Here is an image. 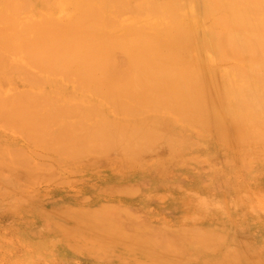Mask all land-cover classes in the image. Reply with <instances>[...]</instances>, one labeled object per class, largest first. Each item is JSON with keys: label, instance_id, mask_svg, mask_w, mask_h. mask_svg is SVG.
Returning <instances> with one entry per match:
<instances>
[{"label": "rangeland", "instance_id": "obj_1", "mask_svg": "<svg viewBox=\"0 0 264 264\" xmlns=\"http://www.w3.org/2000/svg\"><path fill=\"white\" fill-rule=\"evenodd\" d=\"M62 1L60 6L52 0H23L16 23L5 26L13 29L3 35L9 42L1 40L4 45H0V54L5 55L7 62L0 64V102L9 104L0 103V107L4 106L0 109V264H264V133L249 139L250 135H243V130L231 124L232 118H227L230 122L223 118L221 127L202 125L198 119L176 115L173 103L159 105L154 101L157 108L151 109V103V110H138L133 102L130 107L134 109L128 108L132 116H128V109L127 114L116 106V100L105 96L103 89L90 84L85 75L81 77L75 64L67 67L71 75L30 82L31 76L35 80L34 75L40 73L31 67L33 52L29 47L13 52L9 48L30 43L38 32L53 29L65 22L64 18L76 20L72 2ZM138 1L127 2L126 8L121 6L127 13L111 3L117 9L111 8L108 14L99 4L104 19L111 23L86 24L92 32L88 41L105 43L109 38L116 47L114 39L118 37L129 42L167 29V20L164 23L156 15L141 13V8L134 11L144 6L143 1ZM194 5L187 9L192 18L198 14ZM195 22L200 24V19ZM30 24L39 29L27 31ZM115 53V60L123 64L124 59L119 56L122 58L124 51L116 48ZM203 57L207 63L212 60L209 55ZM196 63L202 64L201 59ZM219 64L215 63V70L210 68L213 63L206 64V68L200 65L199 80L209 81L217 74L220 89H226L223 83L229 82L233 86L230 88H236L238 81L229 74L228 66L218 67ZM263 70L254 73L261 74ZM253 79L254 76L248 77L245 82L250 92L256 86L252 85ZM95 88L98 93L93 92ZM187 92L188 85L184 88L183 81L175 85L174 91L170 89V93L180 97L179 104L188 103ZM44 100L51 107L56 106L55 111L60 107L63 117L56 114L54 107L58 116L51 115V107L46 104L42 108H24L41 107ZM115 106L120 110H115L116 114ZM22 107L33 113H29L30 117H37L34 123L21 118L16 108ZM72 113L73 118L69 116ZM41 114L45 119L57 118L45 123ZM105 118L110 119L108 122L117 121L108 126L116 132H112L113 139L103 136L106 141L100 143L103 137L98 139V135L103 134L97 132L105 126ZM262 118L264 115L255 127L258 133L264 131ZM42 121L45 125H40ZM125 123L130 127L125 126L124 131ZM86 124L91 127L85 128ZM120 124L122 135L117 132L120 127L118 130L113 126ZM229 126L234 127L236 134ZM133 129L146 130L150 136L142 134V141L136 140L141 135H132ZM96 137L98 143L93 142ZM82 138L87 141L74 142Z\"/></svg>", "mask_w": 264, "mask_h": 264}, {"label": "bare ground", "instance_id": "obj_2", "mask_svg": "<svg viewBox=\"0 0 264 264\" xmlns=\"http://www.w3.org/2000/svg\"><path fill=\"white\" fill-rule=\"evenodd\" d=\"M52 1H56L59 4L61 2V0H52ZM66 1L72 2V6H74V10L75 12H77V15H78L76 20L68 21L67 18H64L66 19V21L57 24L53 29L46 28L44 33L38 32V36L36 35L37 36L36 39L31 41L30 43L21 44L18 47L16 45H15L16 47H14L13 45L12 48H9L10 51L13 52L14 50L16 51L18 49L29 47L30 52L31 51L33 52L32 53L33 66L31 67L35 68L38 72H40L41 76H39L40 73L38 75L35 74L34 76H37L35 80L32 79V76H31V79H29L30 82H34L35 84V81L36 82L40 81L41 83L48 76H54V75L56 76V75H63V74L71 75V71L68 70L67 67L69 66V64H75L76 67H78L79 72L77 73L80 74V76L85 75L86 78L90 80L91 82L90 84L94 83V85H96L98 89H103V91L105 92L104 93L105 96L107 95L109 98L116 100L117 101L116 106L119 105V108L121 107L122 110H125L127 112V114L129 110L128 108H130L131 110L134 107V106L130 107L132 106L131 103L133 102L136 103L138 110H141L143 108L145 109L149 108V110H151L154 107L153 106L154 101H157V103L159 102V105L160 103L161 104L162 103H167V104L173 103L176 109H173V110L170 108L168 109L172 111L175 110L176 113L175 112L174 113L176 115L177 113L184 115V118L190 117L192 120L198 119V121H200L202 125L208 126L209 124H213L219 127L221 125L220 123L223 118H226L225 120H227V118L228 119L230 118L229 119L230 121H232V119L234 120L231 122L233 126L235 125L236 128H238L239 130H243L245 132V133H242L243 135L247 133L248 135L251 136V138L248 137L249 139H252V136L256 134L262 135L264 133L263 130H260L259 133L256 132L257 130L255 128L256 126L260 125V121H257L259 117L261 115H264V73H263L264 70L262 71L263 74L261 73V71H260L261 74L256 73V72L254 73V71H257L259 69H264V0H141L144 2L143 7L135 8L132 5H130L132 6L131 8H135L134 11H137L138 9L140 10L141 8V13L143 12L151 16L156 15L154 17H157L158 19L162 18L161 22H164V20H167L168 22H170V24L168 26L166 25L165 27H167V29H162L161 30L162 32L159 31L149 36L140 35L137 40H129V42L126 40L128 43H126V41H124L120 37H118L117 39H114L116 38L114 37L113 39L115 40V42H117L116 47L115 46L113 47L114 43L112 45V41H111L112 39L110 40L109 38L107 39L108 42H105L106 44L104 43V41L94 42L93 40L92 41L94 43H90L88 41V38H89L91 30L87 28L86 24H93V21H94L95 26L101 23L107 24L108 21L110 22V20L104 19L105 17H103L101 10L107 11V13L110 14L109 12L111 11V8H114L115 6L116 7L120 6V8L118 7L120 11L121 12L123 11V13H127V12H124L126 9L125 10L124 8L122 9L121 6L123 5L125 6L127 2L132 3L133 0H74V1L66 0ZM135 1H138V0H135ZM141 1H138V3H140ZM62 2H65V0H63ZM111 3H114L116 5L115 6L111 5ZM193 3H195L196 5V8H197L196 10L198 12L196 10L195 12L198 14H197V17L195 16L192 18L188 14V11L190 10L189 7L191 5H192L191 7H193L194 5ZM19 4L23 6V0H0V45L3 44L2 43L3 41L9 42L8 39L6 38L3 39L4 38L3 35L4 33H6L5 32L6 30L11 29V28H8L5 26L11 25L14 22L16 23L17 21L16 17L20 14L19 12L22 8V6H20ZM99 4H100L101 10L98 7ZM25 8L26 7L24 6L23 9ZM187 9L189 10L187 11ZM127 10H129V8H127ZM120 14L118 13V15ZM198 18L200 19V22H199L200 24L195 22V19L197 20ZM89 21L92 23H90ZM25 27L26 26H24V28ZM36 27L38 26H34V24L32 26V24H30V27L28 28L26 27V30L36 31L37 29H39ZM20 36L21 35H19V37ZM195 43L197 44L198 47L195 45ZM116 48H119V51L121 49L125 53L124 57L122 55L124 53L121 54L122 58H120L119 56L120 54L118 55L120 60L124 59L123 64H122L123 61L117 62V60H115V56L117 55V53L114 54V49ZM9 49H7V51H9ZM0 50L2 49L0 48ZM207 55H209L210 58L212 59L210 60V63H207L206 60H204L203 56H207ZM199 59H201L202 64L196 63L199 61ZM5 62H7L5 55L3 56V54H0V64H3ZM222 62L224 64H222ZM205 63L208 65L213 63V66L210 67L211 69L213 68V70H215V67H214L215 63H221L222 66L226 64L225 68H227L228 66L227 71L229 72V74H233V77L235 76L234 78L236 79V81H238L236 85L237 89L230 88V87H233L230 85L232 82H229L230 84L223 83V85L229 86L230 89L227 88V86L224 87L226 89H220L221 84L219 82L220 84V88H219L218 87L219 80H218L217 74H215L216 76L213 77L212 80H209V81L199 80L198 78L199 73L197 72V68L200 67V65L201 67L206 68L207 66ZM195 64L196 66H194ZM221 65L219 64L218 67ZM21 67H18V68H21ZM216 70L218 71V69ZM25 73L29 74L28 69L26 70ZM30 73H32V71ZM26 76L28 77V75ZM75 76L79 78L77 74H75ZM251 76H254L255 78L253 79L254 83L252 85H256V86H255V90L250 92V90L246 89L245 82L247 84L248 82L247 78L248 77L251 78ZM228 78L231 81V78L230 77ZM180 81H183L184 88L186 84L188 85V92L186 96L189 99L188 103L179 104V103H182V101L180 102V100H178L180 97L178 96L176 97L174 95L175 94L174 92H172L174 94L170 93V89L174 91L175 85ZM45 82H47V79ZM226 83H228V80H226ZM96 88H95V91L93 92H96ZM180 91H182V89ZM232 92L234 94L236 93L235 96H233ZM23 94H25V92ZM101 94L102 93H100L99 95ZM229 95H232L233 97H230ZM186 97H183V98L186 100ZM35 99L37 98L34 97V100ZM40 99L42 98L40 97ZM24 100H23V103H25ZM39 100H37V102ZM110 101H109L110 103L109 105H111ZM6 102H9V101H6ZM20 102L22 104V101ZM0 103H2L1 105H4L3 100ZM151 103H152V106H151ZM7 104L9 103H6L4 106H6ZM43 104H46L49 106L50 102L48 103L47 100L46 102L44 100V102L39 104L41 107H37L36 105L35 106L27 105V107H24V106L23 107L24 108L31 107L29 108L31 110V109H34L33 107L42 108L43 106H46ZM92 104H94L93 106L95 107V103H92ZM17 105L19 104L17 103ZM88 105L89 104H87V106ZM148 105L151 106V109L150 107H148ZM4 106H1V107H4ZM10 106H12V104ZM14 106L16 105L14 104ZM112 106L113 105H111L110 107L113 110ZM116 106L114 107L116 108L114 109V111L115 110L117 111V109L118 111H120L119 108ZM23 107L21 109L16 108L19 111L21 118L23 117V118H28L29 120L31 119L32 123H34L33 119L35 117H30L29 115L30 113L33 116V113H31V111L28 112V109H24ZM53 107L54 106L52 105L49 111H51ZM97 107L98 106H96V108ZM165 107H168V106L166 105ZM91 108L94 109L92 106ZM154 108H157V107H154ZM55 109H56V106L54 107V111ZM61 109H64V108L61 107ZM72 109L74 111V108ZM66 110H69V109L67 108ZM130 110H129V114H131ZM54 111L52 110L51 112L53 114H51V112L50 114L54 116L61 115V117H63L61 114L63 112L62 110H60V107L58 108V110L55 111L56 114L59 113L58 115H56ZM57 111H61V112H57ZM69 111H71V108ZM85 111L87 112L88 110H85ZM116 111L114 114H116ZM32 112H35V111L32 110ZM68 112L66 111L65 113H68ZM121 112H119V114ZM39 113H40V109H39ZM36 114L37 116L39 115L38 112ZM100 114H102L101 116L105 115L103 113H100ZM121 114H123V112ZM41 115H43L41 116L43 117L41 119H43V121L46 120L45 123L48 122L47 121L48 119L50 121L52 119L55 120V118H57V117L49 118L48 116L45 119L44 117L45 115L44 114H41ZM72 115L74 114L73 113L69 114V116H72ZM90 115H91V112H88L89 117H91ZM76 116L79 117V115H76ZM128 116H132V114ZM8 117L9 116H7V119H9ZM16 117L15 119H18L19 116L17 118ZM65 117L67 118V116ZM93 117L95 118V116ZM86 118H88L87 115H86ZM106 119L107 118L104 119V122L102 124H104L107 127L111 126L112 122L115 121L111 119V121L108 122V120L110 119H107V121L105 122ZM229 120H227V122H230ZM21 121L24 122L25 120L22 119ZM196 122L197 120L195 121V123ZM45 123L43 122L40 125H43V124L45 125ZM105 123H107L108 125H106ZM69 124L70 123H68V125ZM121 125L122 124L113 125V126L116 127L117 129L120 127L119 129L121 130L122 128ZM86 126L88 128L91 127L86 124L85 128ZM105 126L100 129V124H99L98 129L100 130H98L97 133L98 134L100 133L103 135L102 136L98 135L99 136L98 139L104 136L107 140L109 139L110 141V139H113L114 137L113 133L116 132V129L114 128L115 132H113L114 129H112L111 131L109 127L107 128ZM122 126H124V128H122L124 129V131L127 130L125 126L126 127L128 126L127 128L130 127L129 124H126V123L125 125L123 124ZM64 130L65 129H62L61 131H64ZM69 130H72V128ZM231 130L229 128V131ZM233 130L231 132L236 134V131L234 130L235 131L234 132ZM239 130L238 132L240 133ZM122 131L123 130L117 131V132L121 133ZM138 132L139 130H136V131L134 130L132 131V135L134 134L136 135ZM122 133L119 135H122ZM139 133L141 136L138 135ZM139 133L137 134L139 137L136 139L139 141L140 139L142 141V138H143L142 136H144L145 134L146 135L148 134L146 130H142ZM64 134L65 133L63 132V135ZM89 134L90 133H88V135ZM149 134L147 135V137L150 136ZM88 137L86 138L88 139ZM104 137L99 139L100 143L101 141L105 143L104 141H106V139ZM125 137H129V134H125ZM83 139L84 138L74 141V142L79 143V142H82ZM95 139L96 141L93 139V142H97L98 140L97 137ZM70 140L72 141V138ZM88 140L91 141L92 139L91 140L88 139ZM15 158L17 159V157ZM14 162L15 164L18 163V162L16 163V161Z\"/></svg>", "mask_w": 264, "mask_h": 264}]
</instances>
